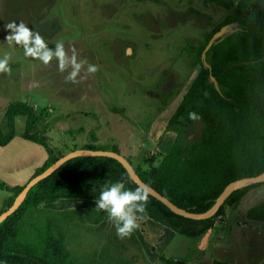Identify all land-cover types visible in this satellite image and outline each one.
I'll return each instance as SVG.
<instances>
[{
  "label": "rangeland",
  "instance_id": "374dc122",
  "mask_svg": "<svg viewBox=\"0 0 264 264\" xmlns=\"http://www.w3.org/2000/svg\"><path fill=\"white\" fill-rule=\"evenodd\" d=\"M234 1L264 9V0ZM227 13L207 0H0V58L9 55L12 69L0 73L1 129L8 131L7 105L21 101L34 107L38 130L58 152L115 148L142 171L158 165L176 138L169 120L201 67L190 47H200ZM13 21L38 32L50 48L62 42L69 55L86 58L79 82L66 81L71 69L61 73L55 60L43 65L25 57L22 46L6 39L5 26ZM87 64L98 71L87 73ZM25 123V116H16L14 137L0 146V183L9 187L27 183L47 155L22 137ZM202 128L196 122L181 138L195 141ZM11 195L0 189V211ZM262 200L264 190L249 191L198 237L144 217L121 239L107 215L98 216L95 199H57L34 209L28 218L38 222L24 218L25 238L39 246L38 232L51 227L76 264H168L163 258L181 261L172 264H264V222L245 215Z\"/></svg>",
  "mask_w": 264,
  "mask_h": 264
},
{
  "label": "trees",
  "instance_id": "16d2710c",
  "mask_svg": "<svg viewBox=\"0 0 264 264\" xmlns=\"http://www.w3.org/2000/svg\"><path fill=\"white\" fill-rule=\"evenodd\" d=\"M207 1L228 13L207 33L200 47H190L201 67L169 120V129L176 133L175 141L158 165L143 171L134 167L147 185L178 207L194 213L208 210L231 181L264 172V9L259 4L234 0ZM225 25H231L232 31L206 52L210 65L206 68L201 53L214 33ZM210 74L217 80L219 91L209 80ZM189 112H196L201 118L190 120ZM18 115L26 118L22 137L43 146L47 154L35 169L34 177L64 154L49 146L46 131L37 128L34 107L21 101H13L5 109L8 131L0 127V146H6L14 137V119ZM196 122L202 123L201 137L184 142L181 135ZM110 151L119 153L115 148ZM116 181H123L128 189L139 188L123 165L110 157L77 156L63 163L33 185L21 206L0 223V264H76L62 236L55 235L51 227L45 233L38 232L39 246L25 238L24 218L38 222L40 219L28 217L48 201L87 196L97 199L104 186ZM25 184L9 187L0 183V189L12 191L0 213L12 205ZM253 189L264 190V182L233 191L212 217L203 220L179 216L144 191L147 205L143 217L160 220L183 235L198 237L222 218L225 207L238 204ZM92 190L97 191L95 196ZM97 211L101 218L107 215ZM245 215L264 222V200L250 206ZM162 260L168 264L181 263Z\"/></svg>",
  "mask_w": 264,
  "mask_h": 264
},
{
  "label": "clouds",
  "instance_id": "9594fccd",
  "mask_svg": "<svg viewBox=\"0 0 264 264\" xmlns=\"http://www.w3.org/2000/svg\"><path fill=\"white\" fill-rule=\"evenodd\" d=\"M6 29L9 34L6 39L15 46H22L25 57H31L49 65L55 60L58 70L63 73L68 68L70 72L64 77L66 81L73 84L78 83L82 68L86 64V58L78 60L77 54L73 51L69 55L62 42H58L55 48H50L44 38L23 22L15 21L8 23ZM9 55L0 58V73L10 74ZM98 71L95 64H87L86 72L94 74ZM188 118L193 121L201 117L196 112H189ZM147 195L137 188L128 189L123 181H116L105 186L95 199V206L98 210L106 212L108 219L113 223L116 234L119 238L130 237L140 227V221L144 218L146 211Z\"/></svg>",
  "mask_w": 264,
  "mask_h": 264
},
{
  "label": "water",
  "instance_id": "95a60500",
  "mask_svg": "<svg viewBox=\"0 0 264 264\" xmlns=\"http://www.w3.org/2000/svg\"><path fill=\"white\" fill-rule=\"evenodd\" d=\"M231 25H225L221 27L217 32L214 33V35L211 37V39L206 44L205 48L203 49L201 53V61L204 67L210 68V65L206 62V52L211 48V46L221 39L225 37L227 34H229L232 31ZM209 80L214 84V87L219 91V84L215 77L213 75H209ZM77 156H105L110 157L118 162H120L123 167L126 169L127 173L129 174L132 181L143 191H145L147 194L151 195L152 197L159 200L161 203H163L171 212L185 217L189 219L194 220H203L208 219L212 217L222 206L224 201L228 198V196L235 190L240 189L247 185H252L260 182H264V172L260 173L256 176H247L242 177L236 180L231 181L228 183L221 194L216 198L214 204L205 212L202 213H194L189 212L183 208L178 207L175 205L172 201H170L168 198L160 194L158 191H156L151 186L147 185L144 181H142L137 174L135 168L133 165L120 153L110 151V150H92V149H75L72 150L60 158H58L51 166L46 168L44 171H42L40 174L32 177L23 187V189L19 192V194L14 198V201L11 206H9L5 211L0 213V223L5 220L8 216H10L12 213H14L24 202L29 190L33 185L41 181L42 179L48 177L51 175L54 171H56L63 163L66 161L77 157Z\"/></svg>",
  "mask_w": 264,
  "mask_h": 264
},
{
  "label": "crops",
  "instance_id": "0c3cea01",
  "mask_svg": "<svg viewBox=\"0 0 264 264\" xmlns=\"http://www.w3.org/2000/svg\"><path fill=\"white\" fill-rule=\"evenodd\" d=\"M248 208H249V207H248ZM248 208H247V209H248ZM246 211H247V210H246ZM246 211H245V214H246ZM253 221H254V220H253ZM244 222H246V221H244ZM250 230H251V228H250Z\"/></svg>",
  "mask_w": 264,
  "mask_h": 264
}]
</instances>
